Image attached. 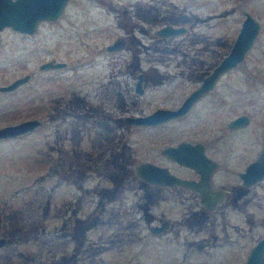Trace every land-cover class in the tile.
<instances>
[{"label": "rangeland", "instance_id": "374dc122", "mask_svg": "<svg viewBox=\"0 0 264 264\" xmlns=\"http://www.w3.org/2000/svg\"><path fill=\"white\" fill-rule=\"evenodd\" d=\"M242 7L259 32L243 59L217 77L220 103L213 92L186 118L162 126L121 118L123 109L175 102L177 92L162 101L151 94L161 81H183L180 90L199 80L228 50ZM165 22L185 29L157 34ZM119 33L125 45L108 51ZM50 56L66 64L38 69ZM139 71L142 95L130 86ZM24 72L27 80L0 89V124L28 116L42 122L0 139V264H238L264 234V177L260 196L246 188L207 211L190 189L149 183L134 171L139 160H163L159 148L179 138L216 135L233 167L258 151L264 0H66L31 33L0 29V83ZM243 111L247 123L227 126ZM164 217L166 228L149 230Z\"/></svg>", "mask_w": 264, "mask_h": 264}, {"label": "water", "instance_id": "95a60500", "mask_svg": "<svg viewBox=\"0 0 264 264\" xmlns=\"http://www.w3.org/2000/svg\"><path fill=\"white\" fill-rule=\"evenodd\" d=\"M65 2L66 0H0V29L4 26H10L18 31L31 33L37 28L40 20L56 18L63 11ZM241 11L244 16L240 21L238 30L228 50L205 72L199 84L185 95L178 106L173 108L158 106L145 114H126L124 115V119L130 123L157 124L180 115L200 95L214 85L215 80L221 73L240 62L253 44L260 27L258 19L248 9L242 7ZM184 29V24L165 22L156 27L154 31L159 35H169L178 33ZM124 44V35L117 34L105 46L108 49H117L123 47ZM65 64L66 60L50 56L41 60L37 64V68H55L64 66ZM29 75V72H24L5 83H0V89H12L27 80ZM140 81L141 73L138 74L135 84L137 90L140 89ZM247 121L248 115L242 112L231 117L227 125L236 127L243 125ZM41 122V117L28 116L13 122L2 123L0 124V139L29 132L41 124ZM196 144L189 140H180L175 144L164 145L162 151L167 152L182 163L199 169V179L177 175L169 171L166 166L148 159L139 160L134 163V171L140 178L148 182L157 184H181L196 188L200 192V201L203 206L207 209H212L216 201L221 198L224 190L223 188L211 190L207 185L208 172H206L205 164H207L210 158L199 147H195ZM197 152L199 156L196 155ZM241 174L249 176L250 181L264 176V139L262 140L259 152L246 164ZM168 225L169 220L164 217L159 222L150 223L148 228L152 232H158ZM5 240V236L0 235V245ZM238 264H264V234L249 247L244 259Z\"/></svg>", "mask_w": 264, "mask_h": 264}, {"label": "flooded vegetation", "instance_id": "af4514ba", "mask_svg": "<svg viewBox=\"0 0 264 264\" xmlns=\"http://www.w3.org/2000/svg\"><path fill=\"white\" fill-rule=\"evenodd\" d=\"M125 43H126V38H125ZM121 48H117V49H108V48H106V49L108 51H115V50H118V49H121ZM210 67L206 71H204V73L201 75L199 80H197L195 82H192L190 84L181 85L180 86L181 87L180 90L175 89V88L179 87V84H181V83L183 84V81H180V80L161 81L160 82V83H162L161 85L153 87L154 89H152V93L151 94L155 95L156 97H158L160 99V101H162L161 99H165V98H168V97L172 98L173 97V93L177 92L179 94V97H177L175 99L176 100L175 102L171 101L169 104L157 103V104L153 105L151 108H149L148 110H145V111H143V110H139V111L138 110H133V112H129L127 109H123L124 111L120 113L121 118L126 123L131 124V125H134V124L135 125H140V124H142V125H148V126H162L169 120L186 118L190 113H192V111L195 109L196 105L203 98H205L206 96L212 94L213 92L216 93L217 95L216 96L212 95L211 98L214 97V100H218L217 104L220 103L222 101V95H221L222 93H219L218 90L216 91V84L218 82V80L216 79L215 82H214V85L211 88H209L205 93L200 95L191 104V106L185 112H183L180 115H177V116H175L173 118H170V119H168L166 121H163V122L157 123V124H151V123H130V122H127L124 119V115H126V114H145V113L150 112L151 110H153L154 108H156L158 106H165V107H171V108L178 106L179 103L181 102V100L185 97V95L192 88H194L195 86H197L199 84V82L201 81L202 76L205 74V72H207L210 69ZM139 73H141V81H140V89L137 90L136 87H135V84H136V81H137ZM130 84H131L130 86L133 88L134 92L137 95H142L145 92L144 74L141 71H139L136 74V78L133 79L130 82ZM184 88H187V89H184ZM239 113H242V112H239ZM244 113H246V112H244ZM228 120H227V122H228ZM248 121H249V115H248ZM227 122H226V124H227ZM247 122H245V123H247ZM180 140H189L191 142L197 143L195 147H199L203 151V153L207 157L210 158L207 161V164H205V169H207L206 172H208L207 185L209 186V188L211 190H215V189H218V188H223V190H224L223 193H222L221 198L216 201V203H215V205L213 206L212 209H215L217 204L220 201H222V200L235 201V199L239 198L240 192H243V190L246 189V188L249 189V190L253 189L254 193L256 195H258V196L261 195V178H263L264 176L256 178V179L250 181L249 180L250 178H248L249 176H246L245 174L244 175L241 174L244 171L246 164L257 155V153L259 152L261 146L258 149V151H256V153L251 158H249L248 160L244 161L240 166L233 167V166L229 165L227 159H225L226 158V153L223 152L224 149H221V148L218 147L219 146V143H218L219 140L216 137V135L212 136L211 139L208 138V137L207 138L199 137V138H192V139H190V138H179V139L175 140L174 142H168V143H165L164 145H166V144H175V143H177ZM261 145H262V141H261ZM163 146H161L159 148L160 153L162 155V158H160V159H163V160H158V159L157 160H153V159H150V158H146V159L154 161L156 163H159L160 165L166 166L169 169V171H171V172H173V173H175L177 175L184 176V177H189V178H195V179H199L200 178V170L199 169H197L194 166L182 163V162L178 161L175 157H172L167 152L162 151V147ZM196 155L199 156L198 152L196 153ZM182 169H186L187 172H183ZM149 183H152V182H149ZM153 184H157V183H153ZM159 185H171V186L186 187V188H188V189H190L192 191L193 196L196 198V200L200 203V205L205 210H207V211L212 210V209H207V208H205L203 206V204L200 201V198H201L200 192L196 188H192V187H189V186H186V185H181V184H159ZM231 205L234 208L236 207V203H234V202L231 203ZM207 229H209V226L207 227ZM209 232L210 233H208V235L213 236V230H210ZM262 235H260L259 237H261ZM259 237H256L254 242ZM254 242H252V244ZM252 244H250V246Z\"/></svg>", "mask_w": 264, "mask_h": 264}]
</instances>
